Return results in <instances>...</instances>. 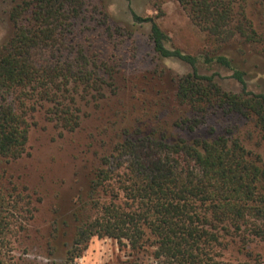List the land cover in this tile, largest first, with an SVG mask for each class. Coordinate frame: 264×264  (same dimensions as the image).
<instances>
[{
  "label": "trees",
  "instance_id": "1",
  "mask_svg": "<svg viewBox=\"0 0 264 264\" xmlns=\"http://www.w3.org/2000/svg\"><path fill=\"white\" fill-rule=\"evenodd\" d=\"M174 1L206 38L201 56L167 47L168 36L154 18L130 16L135 24L149 25L148 41L158 59L191 69L174 87L184 117L172 122L176 132L158 120L146 133L124 127L95 154L86 200L71 212L74 232L64 244L63 264H71L93 237L124 241L132 250L152 248L146 264H263L252 243L264 245V94L248 90L245 72L228 50L242 42L264 53V24L254 25L233 0ZM8 19L13 31L0 46L5 164L25 154L29 115L37 104L49 102L52 120L73 131L80 123L74 93L95 101L103 97L113 55L104 61L88 53L83 35L90 27H100L109 41L129 35L87 0H22ZM202 66L230 71L239 90L223 88L218 73H203ZM211 119L234 123L217 129ZM33 196L0 167V264H10L8 248L33 217ZM57 233L54 222L51 237ZM230 248L237 259L225 257Z\"/></svg>",
  "mask_w": 264,
  "mask_h": 264
},
{
  "label": "rangeland",
  "instance_id": "2",
  "mask_svg": "<svg viewBox=\"0 0 264 264\" xmlns=\"http://www.w3.org/2000/svg\"><path fill=\"white\" fill-rule=\"evenodd\" d=\"M21 1L0 0V46L13 31L9 10ZM87 1L97 5L109 16L112 25L121 26L129 35L109 41L100 27H90L83 35L88 53H96L104 61H111L108 58L113 55V69L111 76L105 75L103 97L95 101L82 91L74 93L80 108V123L73 131L61 129L52 120L49 102L37 104V110L29 115L31 126L25 154L8 164L0 161V167L26 185L35 201L33 217L20 240L8 248L5 263L63 264L64 244H70L74 232L71 212L86 200L95 154L105 149V142L124 127L146 133L157 120L166 130L177 131L172 122L186 109L174 101L175 81L191 69L174 59H158L148 41L149 25L133 23L131 12L154 18L168 36L169 48L198 56L208 49L204 34L174 0ZM233 1L235 9L243 8L254 25L264 24V0ZM260 50L259 45L234 42L228 51L235 66L245 72L248 90L264 94V53ZM200 71L206 74L215 71L223 88L239 90L228 70L202 66ZM209 123L219 129L232 126L234 121L216 124L211 119ZM54 222L58 227L56 238L51 237ZM252 246V252L258 253L259 261L264 264V245L252 243ZM151 251L148 246L132 250L124 241L93 237L71 264H146L152 262ZM224 253L231 260L238 257L232 248ZM243 259L242 256L240 260Z\"/></svg>",
  "mask_w": 264,
  "mask_h": 264
}]
</instances>
